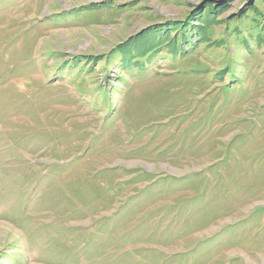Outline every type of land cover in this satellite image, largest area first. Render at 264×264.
<instances>
[{
    "label": "rangeland",
    "instance_id": "374dc122",
    "mask_svg": "<svg viewBox=\"0 0 264 264\" xmlns=\"http://www.w3.org/2000/svg\"><path fill=\"white\" fill-rule=\"evenodd\" d=\"M0 264H264V0H0Z\"/></svg>",
    "mask_w": 264,
    "mask_h": 264
}]
</instances>
